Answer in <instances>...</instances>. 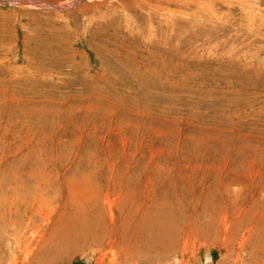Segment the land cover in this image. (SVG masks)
<instances>
[{
  "label": "rangeland",
  "instance_id": "374dc122",
  "mask_svg": "<svg viewBox=\"0 0 264 264\" xmlns=\"http://www.w3.org/2000/svg\"><path fill=\"white\" fill-rule=\"evenodd\" d=\"M42 1H0V214L28 189L51 217L2 222L0 264L49 232L50 264H264V0Z\"/></svg>",
  "mask_w": 264,
  "mask_h": 264
},
{
  "label": "bare ground",
  "instance_id": "6f19581e",
  "mask_svg": "<svg viewBox=\"0 0 264 264\" xmlns=\"http://www.w3.org/2000/svg\"><path fill=\"white\" fill-rule=\"evenodd\" d=\"M1 1V0H0ZM3 1V0H2ZM15 3H23V4H30V3H37L38 5H47L48 6V4H46V3H44L42 0H13ZM63 1V0H62ZM64 1H66V0H64ZM63 1V2H64ZM82 1H84V0H71V1H68V2H65L66 3V6H68V7H72L73 5L75 6V5H78L79 3H81ZM87 1V0H86ZM165 1V0H164ZM178 1V0H177ZM182 1H184V0H181V2ZM186 1V0H185ZM189 1V0H188ZM187 1V2H188ZM49 2H52L51 0H49ZM97 2V1H96ZM137 3H138V5H139V8H145V4L146 5H149V6H152V4H151V0H139V1H136ZM156 2H158V1H156ZM174 2V1H173ZM192 2V1H191ZM58 3V2H57ZM62 2H60V4H61ZM127 3V2H126ZM129 3V2H128ZM165 3V2H164ZM184 3V2H183ZM193 3V2H192ZM196 3V2H195ZM195 3H193V4H195ZM36 4V5H37ZM59 4V6H61ZM64 4V3H63ZM96 4V3H95ZM124 4V3H123ZM130 4V3H129ZM161 4V3H160ZM172 4V3H171ZM176 4V3H175ZM197 4V3H196ZM35 5V6H36ZM165 5H166V3H165ZM174 5V4H173ZM201 5V4H200ZM33 6V5H32ZM64 6V5H63ZM153 6H155V7H159V5L158 4H154ZM169 6V5H168ZM183 6V5H182ZM188 6V5H187ZM186 6V7H187ZM125 7V6H124ZM184 7H185V5H184ZM190 7V6H189ZM199 7V6H198ZM66 8V7H65ZM161 8V7H160ZM160 8H159V10H160ZM176 8V7H175ZM126 9V8H125ZM151 9V8H150ZM158 9V8H157ZM180 9H181V7H180ZM142 10V9H141ZM177 10V9H176ZM181 10H183V9H181ZM151 11V10H150ZM161 11H163V10H161ZM160 11V13H162ZM180 11V10H179ZM157 12V11H156ZM159 12V11H158ZM153 12H151V14H152ZM160 13H159V15H160ZM175 13V12H174ZM173 13V14H174ZM177 13H178V11H177ZM158 14V13H157ZM179 14V13H178ZM181 14V13H180ZM183 14V13H182ZM181 14V15H182ZM126 15V14H125ZM148 15V14H147ZM175 15V14H174ZM187 15H189V14H187ZM193 15H194V13H193ZM131 16V15H130ZM129 16V17H130ZM157 16V15H156ZM161 16V15H160ZM128 17V16H127ZM126 17V18H127ZM155 17V16H154ZM162 18H163V16H161ZM164 17H166V14H165V16ZM125 18V19H126ZM135 18V17H134ZM158 18H159V16H158ZM174 18V17H173ZM178 18H180V17H178ZM137 19V18H136ZM173 20V19H172ZM171 20V21H172ZM167 21V20H166ZM165 21V22H166ZM171 21H169V22H171ZM175 21H176V18H175ZM172 23V22H171ZM150 24V23H149ZM170 24V23H169ZM175 25V24H174ZM170 26V25H169ZM169 28V27H168ZM169 30V29H168ZM166 31H167V29H166ZM148 32H152L151 30L150 31H148ZM155 32V31H154ZM153 33V32H152ZM151 34V33H150ZM154 37V36H153ZM156 37V36H155ZM154 37V38H155ZM28 174H30V173H28ZM34 175L35 174H31V175H28V177H34ZM46 180L47 179H43V182H40L39 183V185H44L45 187L46 186H48V184L46 183ZM22 181V180H21ZM42 181V180H41ZM21 186H22V184H21ZM38 188H39V186H38ZM28 190V189H27ZM27 190H25V192L26 193H20L21 194V196H18V197H13V199L10 201V203L11 204H13L14 206H16V204H17V208L15 209V208H13V209H11L10 210V214L8 215L9 216V222H10V220H11V223L8 225V224H6V222H4L6 219H4V217L3 216H5L3 213H2V215L0 214V224L2 223V222H4V224H5V226L4 227H2V230H4V233L10 238V236L12 237L11 239H16V240H21V238L23 237V236H21V235H19V233H22V232H24V231H26V230H28L29 228H32V225L35 223V219H37V215L39 214L40 215V217L42 218V220H44V221H48L49 220V218L51 217L49 214H47L46 212H44V211H42L41 212V208L42 209H44V207H43V205L45 204L44 203V201L42 200V202H41V204H39V205H35V204H31L30 202L28 203V205H27V195H28V191ZM40 190V189H39ZM40 192V191H39ZM112 192V191H111ZM48 193V192H47ZM109 193V192H108ZM42 195V194H41ZM39 193H38V195H36V197L34 198V200H41V199H43V198H41L40 196H41ZM33 196V195H32ZM91 196H92V193H91ZM12 197V196H11ZM89 197V196H88ZM94 197V196H93ZM41 198V199H40ZM71 198V197H70ZM90 198V197H89ZM88 198V199H89ZM105 201H107V203H111V201H110V199L108 200V199H106L105 198ZM35 202V201H34ZM20 203H21V205H20ZM112 208V207H111ZM45 210V209H44ZM9 211V210H8ZM110 211V210H109ZM51 212V211H50ZM111 212V211H110ZM9 213V212H8ZM112 214H113V212H111ZM164 214H166V213H164ZM168 215V214H167ZM170 215V214H169ZM155 216V215H154ZM154 216L152 217H150V218H148L147 220L148 221H143L144 223L142 224V228H144V230H146L148 233H149V237H148V241L145 243V242H143V244H145V245H147V246H149V245H153V246H156V247H158V248H162V249H168V251H169V249L171 248V250L174 248V244H169L170 242H173V241H175V239H176V228L178 227V223H180V222H178L177 223V227H176V223H174V221L172 222H170V223H166L165 221H164V218L162 217V222H152L151 221V219H155L154 218ZM164 216V215H163ZM166 216V215H165ZM167 217V216H166ZM165 217V218H166ZM158 219V218H157ZM157 219H155V220H157ZM160 219V218H159ZM171 219V218H170ZM8 222V221H7ZM90 222V221H89ZM176 222V221H175ZM42 223V222H41ZM82 223V225L81 224H75L74 225V227H76L78 230L79 229H81L82 227H83V229H84V231L83 232H81V234H80V232H76V231H78V230H74V234H75V236L74 237H77V238H75V239H70V241H72L73 242V244L75 243V244H79L81 241L83 242V243H86L87 242V239H91V243L92 244H95V246L96 245H98V244H101L100 242H101V240H102V238L103 237H101L100 235H95V232H93L92 233V230L91 229H93L92 227H89V225H84V222H81ZM153 224V226L151 227L150 226V224ZM39 224H40V222H39ZM91 224V223H90ZM41 226V225H40ZM39 226V227H40ZM263 226V225H262ZM38 227V231L40 230V228ZM66 228H71V227H65V229ZM182 228V227H181ZM47 229V228H46ZM57 229V228H56ZM55 229V230H56ZM64 229V230H65ZM72 229H73V227H72ZM82 229V230H83ZM86 229V230H85ZM63 230V231H64ZM103 230V229H102ZM195 230V229H194ZM179 231V230H178ZM262 231V230H261ZM56 232V231H55ZM69 232V231H68ZM187 232V231H186ZM53 233H54V231H53ZM97 233V232H96ZM178 233V232H177ZM192 233V232H191ZM67 232H65V233H63V235H61V238L59 239V242H60V245L64 242V241H62V240H66V238H67ZM69 234L71 235V233L69 232ZM68 234V235H69ZM73 234V233H72ZM182 234V233H181ZM190 234V233H189ZM54 235H56V234H54ZM69 235V236H70ZM112 235V234H111ZM153 235H156V237H153ZM158 235H160V236H162V238L161 237H159ZM191 235V234H190ZM110 236V235H109ZM192 236V235H191ZM58 237H60V236H58ZM245 238V237H244ZM243 239V238H242ZM40 241H38V244H37V248L36 249H40V256L38 255V253H37V255L39 256L38 258H35V259H37L36 260V264H50L48 261H53V260H49L48 258H46L45 256H43L44 255V253L42 254V250L44 251V250H47V248H49L50 250H51V243L54 241L53 240V238H52V234H50V232L49 233H44L42 236H41V238L39 239ZM113 240V239H112ZM115 240V239H114ZM169 240H171L168 244L166 243L167 241H169ZM26 241V240H25ZM117 242V241H116ZM24 243V242H23ZM58 243V242H57ZM28 244H30V243H28ZM68 245H69V242L67 243ZM72 244V245H73ZM113 244H115V241H113ZM65 245V244H64ZM168 245V246H167ZM58 246V245H57ZM56 246V247H57ZM82 246V245H81ZM101 246V245H100ZM135 246V245H134ZM47 247V248H46ZM61 247H62V245H61ZM99 247V246H98ZM16 248H19V249H22L23 251H26L27 250V247L26 246H24L23 244H21V245H19V244H17L16 245ZM58 248H60V247H58ZM38 250H36V251H38ZM134 250H136L135 248L133 249V251ZM33 252H34V250H31V251H27V253H26V256H25V260H28V258H29V256L31 255V254H33ZM47 252H48V250H47ZM62 252H63V250H62ZM125 253H127V252H125ZM37 255H36V257H37ZM135 255V254H134ZM140 255L141 256H143V258L145 257H147V255H146V252H144V251H140V253H139V255H138V257H140ZM53 257H55V256H53ZM34 260V259H33ZM31 261V263L29 262V261H26L27 262V264H32L34 261ZM139 263H140V261H138ZM13 263V262H12Z\"/></svg>",
  "mask_w": 264,
  "mask_h": 264
}]
</instances>
